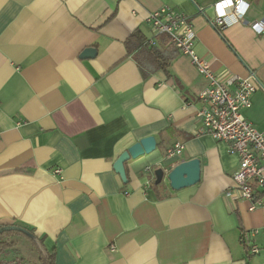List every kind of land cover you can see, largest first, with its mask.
I'll use <instances>...</instances> for the list:
<instances>
[{
	"label": "crops",
	"instance_id": "0c3cea01",
	"mask_svg": "<svg viewBox=\"0 0 264 264\" xmlns=\"http://www.w3.org/2000/svg\"><path fill=\"white\" fill-rule=\"evenodd\" d=\"M221 1L0 0L1 228L32 230L55 264H264V212L226 197L239 157L202 134L209 80L147 21L170 7L192 24L213 72L253 74L260 87L244 116L264 131V35L251 28L264 0H245L244 19L219 31ZM139 38L156 41L167 70ZM88 49L96 56L82 57ZM147 137L156 150L125 164L124 184L114 164ZM176 144L185 149L171 159ZM193 159L197 185H155L156 170Z\"/></svg>",
	"mask_w": 264,
	"mask_h": 264
},
{
	"label": "built area",
	"instance_id": "2783aa9c",
	"mask_svg": "<svg viewBox=\"0 0 264 264\" xmlns=\"http://www.w3.org/2000/svg\"><path fill=\"white\" fill-rule=\"evenodd\" d=\"M221 7L225 15H220ZM249 9L250 4L245 0H223L215 5L217 17L211 24L216 30H223L232 24L228 22L231 17L240 22ZM147 21L155 38L167 36L179 54L188 56L198 72L209 80V86L198 96L202 105L198 111L203 123L202 134L225 144L231 154L239 157V169L233 176L234 190H228L226 197L234 195L237 199L249 201L250 211L264 212V131H258L244 116V112L252 107V98L260 87L256 77L251 74L243 79L213 72L209 62L195 51L196 34L192 24L185 15L172 8H160ZM256 25H260L259 31L255 29ZM251 28L257 35H264V21L252 24ZM147 44L155 46L156 41L152 39ZM184 149L183 144H176L168 150L167 156L180 159ZM61 173V169L55 171L57 175ZM111 249L114 250L115 246ZM248 252L257 255L260 248L252 245Z\"/></svg>",
	"mask_w": 264,
	"mask_h": 264
},
{
	"label": "water",
	"instance_id": "95a60500",
	"mask_svg": "<svg viewBox=\"0 0 264 264\" xmlns=\"http://www.w3.org/2000/svg\"><path fill=\"white\" fill-rule=\"evenodd\" d=\"M97 51L95 49H88L84 52V58L95 57ZM157 142L154 137H147L134 144L127 151H125L117 159L114 164V170L120 175L124 184L128 183V178L125 170V164L130 160L138 159L145 154H150L156 150ZM168 180L173 191H180L182 189L197 185L201 180V161L193 159L190 161H182L176 165L171 172H166L160 168L155 172V185L159 186L165 180ZM7 232H18L28 239L36 240L35 234L31 233L26 228L17 225H8L0 228V235Z\"/></svg>",
	"mask_w": 264,
	"mask_h": 264
},
{
	"label": "trees",
	"instance_id": "16d2710c",
	"mask_svg": "<svg viewBox=\"0 0 264 264\" xmlns=\"http://www.w3.org/2000/svg\"><path fill=\"white\" fill-rule=\"evenodd\" d=\"M135 37H138L137 34L132 35L131 38H135ZM139 45L140 47H142V49H144V51H147L153 55L154 60L156 62V69H163V70L168 69L169 64H167L166 62H163V64H161V56L159 52L155 51L156 49L155 46L151 47L147 43H144V40L142 38H139ZM176 51L178 52L177 49ZM29 231L34 234L32 230H29ZM16 237L25 238L33 246L34 250L38 254L37 264H55L56 258H55L54 253H49L44 248L42 241H39L38 239H36L35 241L28 239L27 237H25L24 235L18 232H7V233L0 235V264H27L25 263V260L19 256H17L18 257L17 259L8 260L7 254L10 252H14L13 249H15L17 246L16 242L12 240L13 238H16Z\"/></svg>",
	"mask_w": 264,
	"mask_h": 264
},
{
	"label": "rangeland",
	"instance_id": "374dc122",
	"mask_svg": "<svg viewBox=\"0 0 264 264\" xmlns=\"http://www.w3.org/2000/svg\"><path fill=\"white\" fill-rule=\"evenodd\" d=\"M17 255L22 257L27 264H37L38 254L33 246L23 237H16Z\"/></svg>",
	"mask_w": 264,
	"mask_h": 264
},
{
	"label": "clouds",
	"instance_id": "9594fccd",
	"mask_svg": "<svg viewBox=\"0 0 264 264\" xmlns=\"http://www.w3.org/2000/svg\"><path fill=\"white\" fill-rule=\"evenodd\" d=\"M246 8H247V5H245V10H246ZM242 14H243V13H241V15H242ZM220 15H225L223 7L220 8ZM228 22H229V23H235V22H236V18L233 16V17H231V18L229 19ZM254 27H255V29H256L257 31L260 30V25H256V26H254Z\"/></svg>",
	"mask_w": 264,
	"mask_h": 264
}]
</instances>
